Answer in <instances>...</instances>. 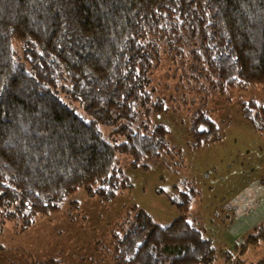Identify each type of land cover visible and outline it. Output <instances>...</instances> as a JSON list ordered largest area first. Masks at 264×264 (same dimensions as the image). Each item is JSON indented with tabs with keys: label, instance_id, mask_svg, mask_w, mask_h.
<instances>
[{
	"label": "trees",
	"instance_id": "16d2710c",
	"mask_svg": "<svg viewBox=\"0 0 264 264\" xmlns=\"http://www.w3.org/2000/svg\"><path fill=\"white\" fill-rule=\"evenodd\" d=\"M166 55L222 92L264 87V0H0V208L21 231L81 189L118 196L129 182L120 155L150 171L174 151L153 79ZM241 109L264 136V105ZM192 122L197 150L219 139L206 113ZM199 194L172 200L171 223L144 210L129 219L116 264H214L218 247L190 215ZM263 239L261 225L242 257Z\"/></svg>",
	"mask_w": 264,
	"mask_h": 264
},
{
	"label": "rangeland",
	"instance_id": "374dc122",
	"mask_svg": "<svg viewBox=\"0 0 264 264\" xmlns=\"http://www.w3.org/2000/svg\"><path fill=\"white\" fill-rule=\"evenodd\" d=\"M183 66L166 55L153 72L167 101L161 120L171 129L174 151L150 162V171L132 167L130 157L120 155L129 182L118 196L103 201L81 189L25 231L0 208V264H116L117 237L128 220L144 210L162 223L173 222L179 210L172 200L192 186L200 194L190 215L218 247L214 264H227L226 254L247 264L264 257V239L250 243L244 257L241 250L264 225V136L243 118L241 103L256 100L263 106L264 87L222 92L205 79L195 80ZM201 112L216 121L220 137L197 150L190 127Z\"/></svg>",
	"mask_w": 264,
	"mask_h": 264
}]
</instances>
